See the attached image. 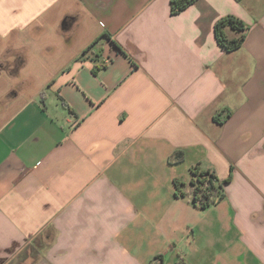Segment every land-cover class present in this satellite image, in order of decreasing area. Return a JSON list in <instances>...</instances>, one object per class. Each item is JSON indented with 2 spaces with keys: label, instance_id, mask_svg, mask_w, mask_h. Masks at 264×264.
<instances>
[{
  "label": "crops",
  "instance_id": "obj_1",
  "mask_svg": "<svg viewBox=\"0 0 264 264\" xmlns=\"http://www.w3.org/2000/svg\"><path fill=\"white\" fill-rule=\"evenodd\" d=\"M159 257L264 264V0H0V264Z\"/></svg>",
  "mask_w": 264,
  "mask_h": 264
},
{
  "label": "trees",
  "instance_id": "obj_2",
  "mask_svg": "<svg viewBox=\"0 0 264 264\" xmlns=\"http://www.w3.org/2000/svg\"><path fill=\"white\" fill-rule=\"evenodd\" d=\"M198 0H171V13L172 15H178L195 4ZM241 1V0H236ZM227 27H231L234 30L245 33L248 28L245 24L233 16H228L222 19L215 26V36L218 44L228 52H233L242 47L245 36L239 40H228L225 30ZM65 108L70 109L68 104L61 100ZM192 181H191V194L192 201L196 208L200 210H207L218 203L222 202L225 197V186L229 184L233 175L231 174L228 179L222 181L212 170H201L199 168L192 169ZM183 183L175 181L176 196L183 197L185 193L182 191ZM160 264H162L163 258L159 257Z\"/></svg>",
  "mask_w": 264,
  "mask_h": 264
}]
</instances>
